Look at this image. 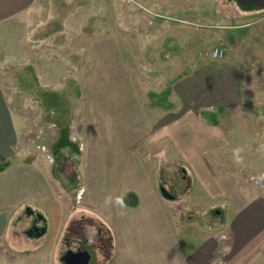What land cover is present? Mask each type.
<instances>
[{
  "label": "rangeland",
  "instance_id": "rangeland-1",
  "mask_svg": "<svg viewBox=\"0 0 264 264\" xmlns=\"http://www.w3.org/2000/svg\"><path fill=\"white\" fill-rule=\"evenodd\" d=\"M236 7L234 0H36L32 10L0 28V85L20 122L14 151L47 158L54 180L68 184L75 193L76 209L84 211L86 190L78 174L84 141L79 130L84 88L94 65L90 48L110 40L118 43L144 113L155 129H166L162 125L167 120L186 116L187 111L170 100L171 86L181 77L207 65L240 66L241 106L205 110L202 118L189 113L187 123L203 121L206 128L222 135L217 152L208 158L216 175L235 176L243 191L264 196V181L258 182L264 174V9L253 17L238 18L231 13ZM240 8L257 9L254 5ZM216 48L224 49L223 58L212 57ZM148 140L137 149L151 160L155 157L159 191L164 186L174 196V200L163 199L180 243L187 247L195 242L191 235L222 231L225 218L231 216L230 207L227 211L220 204L209 208V192L189 173L173 141L152 144ZM235 149L241 151L237 154ZM84 227L92 239L81 237L66 251L88 246L90 264H105L100 243L111 247L109 227L94 221ZM99 230L105 239L101 242ZM13 231L15 243L31 239L27 232ZM14 251L10 254L0 244V260L9 253V258L19 261L21 255ZM61 257L57 264H63ZM50 259L46 255L44 260Z\"/></svg>",
  "mask_w": 264,
  "mask_h": 264
},
{
  "label": "crops",
  "instance_id": "crops-1",
  "mask_svg": "<svg viewBox=\"0 0 264 264\" xmlns=\"http://www.w3.org/2000/svg\"><path fill=\"white\" fill-rule=\"evenodd\" d=\"M35 1L0 0V28L32 10ZM235 9L231 13L238 18L260 13L259 8L243 10L238 4ZM90 57L94 65L84 88L79 130L84 141L78 171L86 190L84 211L76 209L75 193L68 184L54 180L47 158L14 151L20 122L0 85V163H5L0 171V244L10 254L14 249L21 255L18 261L6 253L0 264H57L78 239H92L84 227L89 221L108 226L112 234L113 249L108 258L103 255L105 264H262L264 196L243 191L235 176L216 175L208 158L217 152L222 135L206 128L203 121L187 123L189 113L202 118L205 110L241 106L240 66L207 65L181 77L171 86L170 100L184 108L186 116L167 120L162 125L166 129H155L144 113L118 43H93ZM148 137L152 144L161 139L175 143L189 173L209 192V208L220 204L227 211L230 207L231 216L225 218L222 231L191 235L195 242L187 247L180 243L159 191L155 157L152 161L137 149ZM35 217H42L38 226L46 227L42 238L15 243L13 230L26 233ZM46 255L49 261L44 260Z\"/></svg>",
  "mask_w": 264,
  "mask_h": 264
},
{
  "label": "water",
  "instance_id": "water-1",
  "mask_svg": "<svg viewBox=\"0 0 264 264\" xmlns=\"http://www.w3.org/2000/svg\"><path fill=\"white\" fill-rule=\"evenodd\" d=\"M240 7H247L250 5H254L255 7L264 9V0H234ZM161 195L167 200H174V196L171 195L168 190L164 187H160ZM28 213L31 214L32 212L28 210ZM40 218L42 217H35V222L27 231V234L32 238H39L43 236L46 232V227H40L36 225L39 223ZM92 259L91 253L88 250H68L66 251L62 257L61 261L63 264H90Z\"/></svg>",
  "mask_w": 264,
  "mask_h": 264
},
{
  "label": "trees",
  "instance_id": "trees-1",
  "mask_svg": "<svg viewBox=\"0 0 264 264\" xmlns=\"http://www.w3.org/2000/svg\"><path fill=\"white\" fill-rule=\"evenodd\" d=\"M244 8H246V7H244ZM3 169V166H0V171ZM97 239H98V241H103V240H105L104 239V236H103V234H102V232L101 231H99L98 232V235H97ZM107 242H109L108 240H106ZM104 242V241H103ZM103 242L102 243H100V250L102 251V253H103V255L106 257L108 254H109V252L111 253L112 252V249H113V237L111 236V251H110V248H109V245L108 244H106L105 242H104V244H103ZM110 244V243H109ZM86 248H88V246H86ZM111 255V254H110ZM108 258V257H107Z\"/></svg>",
  "mask_w": 264,
  "mask_h": 264
},
{
  "label": "built area",
  "instance_id": "built-area-1",
  "mask_svg": "<svg viewBox=\"0 0 264 264\" xmlns=\"http://www.w3.org/2000/svg\"><path fill=\"white\" fill-rule=\"evenodd\" d=\"M263 15H264V13H263ZM223 56H224V49H221V48L214 49V51L212 53V57L214 59H221V58H223Z\"/></svg>",
  "mask_w": 264,
  "mask_h": 264
},
{
  "label": "clouds",
  "instance_id": "clouds-1",
  "mask_svg": "<svg viewBox=\"0 0 264 264\" xmlns=\"http://www.w3.org/2000/svg\"><path fill=\"white\" fill-rule=\"evenodd\" d=\"M240 151H241V149H235V150H234V152L237 153V154H238ZM237 162H239V160H237ZM259 181H264V174H262V175L258 178V182H259ZM262 186H264V185H262ZM117 203H118L121 207H123V202H122V201L118 200Z\"/></svg>",
  "mask_w": 264,
  "mask_h": 264
},
{
  "label": "flooded vegetation",
  "instance_id": "flooded-vegetation-1",
  "mask_svg": "<svg viewBox=\"0 0 264 264\" xmlns=\"http://www.w3.org/2000/svg\"><path fill=\"white\" fill-rule=\"evenodd\" d=\"M79 250H88V251H90L88 248H86V247H80V249Z\"/></svg>",
  "mask_w": 264,
  "mask_h": 264
}]
</instances>
